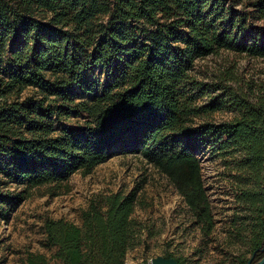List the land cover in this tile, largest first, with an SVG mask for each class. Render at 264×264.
Wrapping results in <instances>:
<instances>
[{"label": "trees", "instance_id": "16d2710c", "mask_svg": "<svg viewBox=\"0 0 264 264\" xmlns=\"http://www.w3.org/2000/svg\"><path fill=\"white\" fill-rule=\"evenodd\" d=\"M222 50L264 58V0H0V156L18 187L0 181V212L34 189L59 195L72 175H88L116 154L140 153L209 236L216 222L197 151L210 148L239 154L236 200L254 215L250 258L263 259L264 82L236 89L225 85L237 77L229 72L214 82L219 95L196 102L207 83L194 66ZM96 69L103 84L88 75ZM30 86L65 102L71 86L84 94L101 87V95L74 105L88 114L84 125L57 133L59 107L47 97L20 99ZM228 103L233 119L196 123ZM139 190L99 195L80 225L47 217V246L56 251L29 253L26 264H125L144 227L133 217Z\"/></svg>", "mask_w": 264, "mask_h": 264}, {"label": "rangeland", "instance_id": "374dc122", "mask_svg": "<svg viewBox=\"0 0 264 264\" xmlns=\"http://www.w3.org/2000/svg\"><path fill=\"white\" fill-rule=\"evenodd\" d=\"M194 70L198 80L207 83L205 90L196 91L199 105L208 104L214 95H219L214 82L229 72L237 77L225 81V85L236 89L244 87L247 90L248 85L264 82V58L233 51L222 50L199 59ZM88 75L101 84L105 82L106 75L100 69ZM66 92L68 102L47 94L39 87L30 86L20 99L47 97L46 103L52 101L55 108L59 107L53 116L58 133L84 125L89 120L85 111L73 107L80 101L94 102L101 95V87L95 94H84L74 86L66 88ZM236 114L235 108L228 103L215 112L202 113L195 117V121L222 122L233 119ZM197 153L216 222L211 235H204L184 198L166 175L155 169L140 153H120L98 165L88 175H72L59 195L47 194L45 188L34 189L28 199L15 204L11 211L0 212V264H26L29 253H42L51 258L56 248L47 246L44 230L47 217L63 218L80 225L82 210L89 206L91 200L111 192L128 193L136 187L140 188L141 205L133 217L144 227L138 245L128 251L125 264L147 263L157 256L174 257L182 264H234L238 259L250 258L252 245L248 240L254 215L236 200L237 193L243 188L241 173L235 169L239 154L223 156L210 148H200ZM0 181L5 183V189L18 188L8 178L6 160L2 156Z\"/></svg>", "mask_w": 264, "mask_h": 264}, {"label": "water", "instance_id": "95a60500", "mask_svg": "<svg viewBox=\"0 0 264 264\" xmlns=\"http://www.w3.org/2000/svg\"><path fill=\"white\" fill-rule=\"evenodd\" d=\"M257 251H264V246L262 248H258ZM255 254L245 263V264H264V258L258 261L257 263H253ZM180 264L178 260L174 257H165V256H157L147 263L142 264Z\"/></svg>", "mask_w": 264, "mask_h": 264}, {"label": "built area", "instance_id": "2783aa9c", "mask_svg": "<svg viewBox=\"0 0 264 264\" xmlns=\"http://www.w3.org/2000/svg\"><path fill=\"white\" fill-rule=\"evenodd\" d=\"M148 264H151V263H148Z\"/></svg>", "mask_w": 264, "mask_h": 264}]
</instances>
